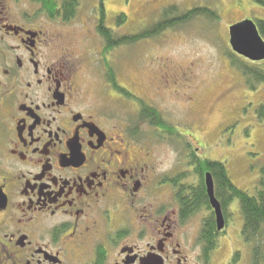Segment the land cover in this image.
<instances>
[{"label": "flooded vegetation", "instance_id": "flooded-vegetation-1", "mask_svg": "<svg viewBox=\"0 0 264 264\" xmlns=\"http://www.w3.org/2000/svg\"><path fill=\"white\" fill-rule=\"evenodd\" d=\"M35 5L0 0V264H210V237L202 244L191 233L200 212L189 213L199 149L186 153L183 180L176 167L161 169L85 95L58 31L69 23ZM158 67L157 91L185 89L188 115L197 116L192 68ZM157 130L177 141L176 129Z\"/></svg>", "mask_w": 264, "mask_h": 264}, {"label": "rangeland", "instance_id": "rangeland-1", "mask_svg": "<svg viewBox=\"0 0 264 264\" xmlns=\"http://www.w3.org/2000/svg\"><path fill=\"white\" fill-rule=\"evenodd\" d=\"M171 6L182 11L206 8L219 18H198L158 37L123 45L104 56V41L96 29L99 2L80 0L76 18L67 25L60 23L58 31L81 67L85 95L99 105L102 114L125 125L131 135L139 138L141 145L154 153L161 169L176 167V172L187 176L185 155L199 149L200 157L225 164L233 183L256 196L264 166V122L256 111L264 107V83H256V90L251 91L246 77L233 66L232 56L250 62L233 53L229 27L244 21L256 26L258 21H264V6L254 0H106V24L119 36L134 35L156 24L163 10ZM121 14L126 15V21L119 24ZM162 61L174 69L192 68L189 97L197 101V116L188 115L187 107L191 104L184 97L185 89L181 96L157 91L161 82L158 66ZM249 66L264 71V63ZM109 67L116 72L121 86L159 110L179 132L177 141L163 139L158 127L142 124L140 103L111 88L105 77ZM245 104L249 108L241 115ZM196 182L194 178L189 183ZM210 216L211 212L204 209L194 216L193 238L198 237L199 241L203 224ZM227 223L210 264H229L238 252L240 260L236 264H251L252 250L242 240L244 220L237 200L230 207Z\"/></svg>", "mask_w": 264, "mask_h": 264}, {"label": "trees", "instance_id": "trees-1", "mask_svg": "<svg viewBox=\"0 0 264 264\" xmlns=\"http://www.w3.org/2000/svg\"><path fill=\"white\" fill-rule=\"evenodd\" d=\"M105 1L106 0H98L99 21L96 26L97 33L104 41V56L123 45H134L142 40L158 37L168 30H175L177 27L185 25L195 19L204 17L214 20L218 17L216 12H212L206 8L182 11L177 6H171L163 10L161 19L156 24H153L137 34L122 37L117 35L114 30L107 27ZM254 1L264 6V0ZM36 3L43 8L50 18L61 19L63 22L67 23L72 22L76 18L80 6V0H63L62 2L59 0H36ZM118 20L119 24L125 23L126 15L121 14ZM257 25L261 36L264 38V21H258ZM232 64L246 77L248 88L251 91L256 90V83L257 85L258 83H264V71L252 69L251 66H249L250 63L248 64L234 56H232ZM108 81L111 84V88L118 94H122V96L140 103L141 110L139 119L142 124H147L153 128L159 127L166 130L170 135H174L173 126L167 123L159 110L148 106L121 86L117 79L116 72L110 67L108 69ZM256 113L258 118L264 122V107H261ZM197 162L196 174L198 175L199 181L197 182V188H193L192 197L195 200V205L191 206L189 213L195 214L201 212L203 209L212 212L211 216L204 222L200 235L202 244H205L206 236L211 239L209 247L204 249L206 254V258H204L205 261H208L210 255L218 248L220 237V233L217 231L216 227L214 212L208 202L205 186V173H211L215 183V195L221 204L226 221L232 203L235 200L239 202L240 211L244 220L242 238L252 250L251 264H264V166L261 169L260 186L257 190V194L256 196H252L233 183L225 164L200 157H197ZM184 178L185 176L181 175V180ZM239 260L240 253L238 252L233 256L230 264H236Z\"/></svg>", "mask_w": 264, "mask_h": 264}, {"label": "water", "instance_id": "water-1", "mask_svg": "<svg viewBox=\"0 0 264 264\" xmlns=\"http://www.w3.org/2000/svg\"><path fill=\"white\" fill-rule=\"evenodd\" d=\"M230 44L235 53L250 61H264V40L260 36L257 26L250 21H245L230 28ZM205 183L211 207L215 213L217 231L222 232L226 227V220L221 204L215 196L214 180L210 173L206 174Z\"/></svg>", "mask_w": 264, "mask_h": 264}]
</instances>
